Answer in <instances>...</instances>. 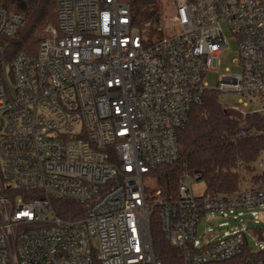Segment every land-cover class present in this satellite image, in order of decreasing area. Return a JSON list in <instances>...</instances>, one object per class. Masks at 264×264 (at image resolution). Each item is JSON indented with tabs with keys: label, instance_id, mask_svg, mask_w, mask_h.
Segmentation results:
<instances>
[{
	"label": "built area",
	"instance_id": "2783aa9c",
	"mask_svg": "<svg viewBox=\"0 0 264 264\" xmlns=\"http://www.w3.org/2000/svg\"><path fill=\"white\" fill-rule=\"evenodd\" d=\"M172 3L168 24L139 28L124 0H57L58 25L37 53L17 52L0 74V264H163L156 209L179 264H264L242 257L252 249L242 229L213 241L197 234L207 213L252 208L264 250L254 209L264 184L197 194L198 176L186 174L166 200L154 173L179 158V131L208 92L239 95L225 109L240 119L260 112L247 107L264 103V0ZM24 22L0 0V47ZM223 24L241 70L226 68L210 87L205 76L228 43ZM59 203L77 204L75 215L61 216Z\"/></svg>",
	"mask_w": 264,
	"mask_h": 264
},
{
	"label": "trees",
	"instance_id": "16d2710c",
	"mask_svg": "<svg viewBox=\"0 0 264 264\" xmlns=\"http://www.w3.org/2000/svg\"><path fill=\"white\" fill-rule=\"evenodd\" d=\"M131 9L133 23L143 28L158 21L163 11V0H124ZM9 11L19 13L24 24L10 37H2L0 74L10 68L19 51L36 54L40 42L47 37L49 25L57 26V0H1ZM245 131L238 136L237 132ZM180 156L171 163L159 166L154 173L163 185L166 200L177 197L179 184L186 174L197 175L205 183L204 194L229 193L241 189L244 171L252 182L264 184V172L256 171L255 162L264 152V118L260 112L249 113L240 119L228 112L219 100V93L210 91L201 104L195 105L186 126L179 131ZM61 216L70 217L75 203H59ZM259 227V226H258ZM150 229L153 247L163 264H179L180 250L165 238L157 209L151 214ZM259 230V228H256ZM264 256L249 246L242 257Z\"/></svg>",
	"mask_w": 264,
	"mask_h": 264
},
{
	"label": "rangeland",
	"instance_id": "374dc122",
	"mask_svg": "<svg viewBox=\"0 0 264 264\" xmlns=\"http://www.w3.org/2000/svg\"><path fill=\"white\" fill-rule=\"evenodd\" d=\"M173 3L172 0H163V11L161 14V20L164 24H168L169 17L173 12ZM158 25L157 21L153 22V27ZM226 37L228 38L227 47L225 48L222 56V63L215 71H209L205 76V81L208 86L216 87L219 82L220 76L227 72L226 68H229L231 72H239L241 67L234 63V59L237 57V42L234 37L231 36L225 24H223ZM169 32L165 31L162 35H168ZM239 95H235L233 93H220L219 100L224 106H232L235 102H237ZM249 106L247 109H254L260 111L264 118V103H253L249 101ZM233 113V112H232ZM235 116L239 117V113H234ZM263 162V170H264V152L260 153L257 161ZM256 171L263 173L262 168L256 165ZM244 180L241 184L242 189H250L252 187H257L259 185H255L252 182L251 174L244 171ZM185 183H189L192 178H185ZM194 182V181H193ZM193 190L195 193L200 194L205 190V183L202 180H197L193 183ZM255 210L260 212V215L264 217V205L258 206L254 208ZM252 208H242L237 210L234 213H228V216H223L220 212H210L207 213L199 222L197 227V234L201 240H217L224 236L226 232H235L240 229L244 230L247 236V240L249 245L253 250L257 251L262 247V240H260L256 235L249 229L250 227L256 226L257 222L253 219V215L251 213ZM211 218V219H210ZM208 219V220H206ZM201 234H209L208 236H204L202 239Z\"/></svg>",
	"mask_w": 264,
	"mask_h": 264
}]
</instances>
